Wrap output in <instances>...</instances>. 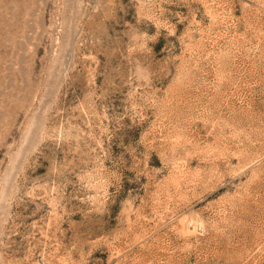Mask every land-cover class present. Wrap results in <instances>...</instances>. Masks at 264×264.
I'll list each match as a JSON object with an SVG mask.
<instances>
[{"label":"rangeland","instance_id":"374dc122","mask_svg":"<svg viewBox=\"0 0 264 264\" xmlns=\"http://www.w3.org/2000/svg\"><path fill=\"white\" fill-rule=\"evenodd\" d=\"M0 264H264V0H0Z\"/></svg>","mask_w":264,"mask_h":264}]
</instances>
